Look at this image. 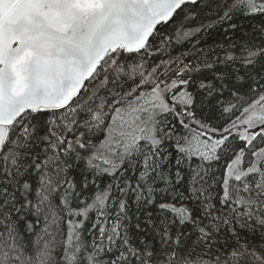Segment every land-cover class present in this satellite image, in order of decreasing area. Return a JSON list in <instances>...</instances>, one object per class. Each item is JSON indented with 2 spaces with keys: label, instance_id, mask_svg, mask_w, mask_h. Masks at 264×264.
<instances>
[{
  "label": "snow or ice",
  "instance_id": "6c2138e0",
  "mask_svg": "<svg viewBox=\"0 0 264 264\" xmlns=\"http://www.w3.org/2000/svg\"><path fill=\"white\" fill-rule=\"evenodd\" d=\"M0 264H264V0H0Z\"/></svg>",
  "mask_w": 264,
  "mask_h": 264
}]
</instances>
